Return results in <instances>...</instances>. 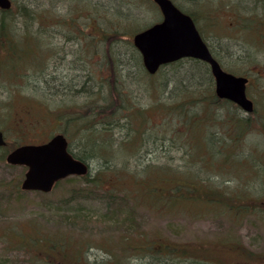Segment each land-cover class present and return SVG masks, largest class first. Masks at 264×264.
Returning <instances> with one entry per match:
<instances>
[{"label":"rangeland","instance_id":"obj_1","mask_svg":"<svg viewBox=\"0 0 264 264\" xmlns=\"http://www.w3.org/2000/svg\"><path fill=\"white\" fill-rule=\"evenodd\" d=\"M102 1L108 3V0ZM135 1H140L134 8L140 25L147 27L161 15L152 1ZM178 1L195 13L206 40L224 66L242 75L248 73L258 77L252 72L256 70L261 74L259 78H253L248 93L255 101L257 112L264 114V44L256 42L264 32V3L239 0L235 7L206 8L200 6L201 0H198L195 5L199 7L196 8L185 0ZM13 2L18 4L22 0ZM210 2L214 4V0ZM69 3L71 0H55L57 11L67 13ZM101 5L105 4L101 2ZM121 7L129 13V6ZM34 27L37 28V24ZM80 27L85 29L84 24ZM54 28L60 29L56 32ZM64 31L67 29L53 22L47 23L44 34L47 50L45 58L40 60L45 73L41 76L79 74L82 82L69 92L44 90L47 95L42 97L26 87L23 88L24 93L40 96L42 100H9L20 87L14 82L7 84L0 80V129L5 132L10 147L29 141L43 142L65 129L70 145L75 150L83 149L84 134L89 130L86 126L83 129V125L78 127L67 122V116L80 119L82 124L84 119H88L89 127L111 122V133L97 131L113 146L119 147L121 141L128 137L129 129L117 123L120 116L116 115V120H113V110L123 104L127 108L144 109L149 116L144 114L141 124L137 123L136 129L139 128L140 132L133 138L138 140L137 148L129 141L134 148L128 145L126 153L124 148H113L112 151L118 152H114L110 161L90 157L87 178L68 176L48 193L23 191L20 183L26 168L0 158V264H110L108 259L115 262V257L119 264H123L124 260L130 261L134 251L131 247L123 251L118 242L127 245L125 240L135 244L140 240V243L150 245L158 241L167 242L218 264H256V260L262 261L264 131L260 127L264 126L253 121L247 135L239 139L241 145L236 151L229 146L233 152H219L223 139L229 143L219 120L222 111L228 112V107L225 104L223 108L218 101H212L205 107L194 101L207 92V83L214 85L208 66L203 67L206 72L204 78L197 80L191 78L184 64L175 66V69L164 68L155 75L140 73L136 65L128 69L129 72L120 69V73L115 74L109 59L103 61L96 54H87V59L81 60L85 39L79 36L80 40H67ZM132 38V35L121 36L123 45H130ZM31 62L33 60L28 63ZM184 78L182 83L178 82ZM202 79L206 80L202 83L206 85H200ZM163 83L166 89L161 85ZM116 85L123 88L125 100H114ZM197 87L201 89H195ZM102 95L109 96V100L102 102ZM174 100H184L183 105H172V108L162 111V107L170 106ZM97 105L102 109L108 105L111 107L102 116L95 112L99 108ZM7 106H10L11 113L14 111L8 118L2 110ZM202 107L210 113L202 124L203 128L198 129V126L204 116L188 115L185 121L180 115V111L193 113ZM230 107V111L239 112L237 106ZM168 109H174L175 114L165 113ZM130 133L132 135L134 131L130 130ZM208 133L214 142L206 138ZM146 174L152 188L166 194L175 191L181 175L190 177L193 174L210 185L208 191L225 190L227 197L234 195L233 199H240L245 212L235 221L227 213V207L210 201L204 193L198 195L202 200L182 202L180 207L176 204L165 206L160 201L149 202L152 198L146 189L143 190V185L149 180L137 181ZM231 189L236 192L228 193ZM105 194L123 198V201H111L109 207L107 200L99 197ZM165 208L170 209L162 211ZM43 235L49 238L48 241L57 238L56 244L61 242V237L73 241H68L64 250L52 247V243L47 241L35 244L36 247L26 243L31 239L37 241ZM219 239L227 240V244L230 239H237L240 244L231 249ZM78 251L83 252L86 259L75 258ZM133 258L131 262H134Z\"/></svg>","mask_w":264,"mask_h":264},{"label":"trees","instance_id":"obj_2","mask_svg":"<svg viewBox=\"0 0 264 264\" xmlns=\"http://www.w3.org/2000/svg\"><path fill=\"white\" fill-rule=\"evenodd\" d=\"M174 1L185 12L189 13L193 17L201 34L202 35L205 34L202 30V26H200L199 19L196 17L195 13L190 11L178 0H174ZM101 2L105 5L104 6L101 5ZM101 2L99 0H71V3H69V7L66 10L67 13H61L57 11L55 0H22V2L18 4L17 3L14 4L13 2V6L10 9L0 8V80H4L7 84H11L12 82H14V84L20 87L18 91L15 90L16 92H14V94L11 95L9 100H29V99L42 100L39 98L40 96L36 97L35 95L24 93L23 88L26 89V87L29 88L30 91L38 92L42 97L47 95L44 93V90L49 92L54 90L58 91L61 89L62 91L69 92L72 90V87L74 85H76L78 82H82L83 79L82 75L79 74L78 75L74 74V76L63 74L62 76L59 75L58 77H54L53 75L50 74H45L44 76H41L42 75L41 73H45V71L42 68V62L40 60L44 59L46 55L47 45L45 44L46 39L44 37V34L46 33V25L48 22L49 23L53 22L55 25L67 29V31H64L67 40L70 39L80 40L81 38L79 36L85 39V41H83V43L85 44L83 46L84 55L83 58H81V60L84 59L85 61L87 59V54L90 56L96 54L99 58H102V60L104 59L103 61H106L108 59L111 60L112 65L110 62L108 63L110 67H112L115 74L120 73V69L129 72L128 69H130L131 67H135V65L139 67L140 73L149 74L145 70L143 63L141 61L142 60L141 54L135 48L133 42H130V45L124 44L125 45L124 48V45L122 43L123 41L121 40V36L123 35L133 36L134 33H136L137 31L144 28V26H146V25H140L141 24L140 19H138V16H136L137 14L135 15L134 12V8L139 5L138 3L140 1L108 0V3H104L101 0ZM147 2H151V0H147ZM121 6H129L130 7V9H128L129 13L127 14ZM195 7L197 8V6ZM200 10L201 8L198 11ZM160 18L161 15H158V17L154 22H156ZM35 24H37V28L34 27ZM81 24L85 25V29L80 27ZM89 28H91L92 30H90ZM59 29L60 28H54L56 32L59 31ZM88 30H90L91 32H87ZM78 31L81 33V35L80 33H78ZM30 60H33V62L28 63L30 62ZM102 60L100 59V61ZM98 63L101 64V62ZM183 64L184 66H187L185 67V69L187 72H190L189 75H192L191 76L192 79L197 80L204 78L205 76L204 74L206 72L205 70H203V67H206L208 65L203 61L193 58H183L176 62L163 65L156 74L163 71L164 68L171 67L175 69V66L176 67L177 65L183 66ZM68 68L72 71L70 67ZM166 75L167 72L165 76ZM32 76H34L35 78L31 79ZM178 77L180 78V76ZM184 80L185 78L180 79V81L178 82L182 83ZM85 81L86 80H84L83 82ZM204 81L206 80L202 79L200 85H206V84H202ZM161 85L164 86V88L166 89L165 83ZM207 85H209L207 87V92L206 93L204 92L205 94L199 96L200 98L194 101H198L204 104V107L210 104L212 101H218L219 103H221V105H223V108L226 104V106L228 107V112L224 110L225 112L223 113L222 111L219 120L222 122V131L225 130V133L223 135L224 137L229 138V143L223 139V143H221L222 145L220 147L221 150L219 152H222L223 150L230 151L229 146L235 149L233 151H236V149L241 145L238 143L239 139L247 135V133L249 132L248 130L250 129L253 121H255V123H260L262 124V126H264V114L258 113L257 109L255 108L254 111L250 113V116H244L243 115L244 112L238 106L237 108L239 109V112L235 113L234 111H230L231 109L230 106L236 107V105L228 100H223L219 98L215 93L214 85L212 83L211 84L207 83ZM184 89H187V87H185ZM195 89H201V87L199 88L197 87ZM165 91L166 90H164V92ZM124 95L125 94L123 88L120 89L119 86L116 85V90L114 91V100L116 99L125 100ZM100 100H102V102H105L106 100H109V96L102 95ZM183 101L184 100L182 101L177 100V102H175L174 100L172 103H169L170 106L162 107V111L169 107L172 108V105L180 107L183 105ZM9 107L7 106L2 109L3 114L6 118H8L9 115H12L14 113V111L12 113L9 111ZM97 107L99 106L97 105ZM110 107H111L110 105H108L107 108L104 109L99 107L98 109L95 110V112L96 114L105 116V113L107 112V110L110 109ZM139 111L140 109L138 108L137 109H135L134 107L127 108L123 104L118 105L115 111L113 110V112H115V117L113 120H116L115 119L116 115L120 116V119L124 118L122 122H120V119H117L116 121L120 126L129 129L128 137H125L121 141V144H119L120 148L125 149L123 150L125 153H126V148L128 145H130V143L134 144L137 148L138 140L133 139L136 133L138 131L140 132V130H138L139 128L136 129L137 123L141 124L142 119L144 118L143 117L144 114H145L144 116L146 115L149 116L146 110L141 109L143 114L140 113L141 111L140 112ZM132 113L134 114L133 116L131 115ZM165 113L175 114V110L168 109ZM209 114L210 113L208 112V109L205 112L203 107L201 110H197L196 112L193 113L180 111V115H182L185 121L188 115L191 116L199 115L200 117L204 116L201 118L202 122L198 126V129L202 127L203 122L206 121V119L209 117ZM252 115L255 116L257 115L258 117L255 116L252 117ZM140 117L141 119L138 120V118ZM84 120L85 121L82 124L81 120L76 119L74 116L66 117L67 122L77 125L78 127H81L83 125V129L84 126H86L89 130L88 133L84 134L86 138L84 139L82 145L83 149L75 150L69 143V151L74 155V157L81 159L87 163H89L90 160L89 158L90 157L93 158L94 156L100 157L101 159H104L106 162L110 161L112 156L116 152H118L116 150L112 151V149L119 147H116L115 145L113 146V144L111 142H108L106 139H104L97 130H100L101 133L102 132L111 133L112 127L109 125L111 122L108 121L106 124H103L102 123L103 117H101L100 123L102 124H100V127H98L99 124H95L94 122L93 124L95 125L89 127L87 125L88 119H84ZM206 125L207 124H205V126ZM260 128L261 131H264L263 127ZM130 130L134 131L132 135L130 133ZM62 131L64 134L67 133L65 129H63ZM187 133L188 132H186V134ZM206 138L208 140L211 139L212 142H214L211 134L208 133ZM26 143H39V142L29 141ZM26 143L25 142L18 143L10 147V144L7 142L5 146L0 148V158L5 159L6 154L11 149H13L18 145L26 144ZM196 145L201 146L198 143H196ZM134 151H136V149ZM150 167H152V165H150ZM171 175L174 176L173 174ZM82 178H87V176L84 175L82 176ZM141 179L144 182L146 181V179L149 180L146 182V184L140 182L141 185L144 184L143 190L145 191L146 189V191L150 195L149 197L152 198L148 200L149 202L154 201V203H158V201H160L165 206H170V205L175 206L176 204V207H180L182 202L183 203L188 202L189 200L196 201L195 199L202 200L201 197H199L198 195L204 193L205 195L209 196L208 199L210 201H216L222 207L223 206L225 208L227 207V213L230 215V217L233 220L235 219V221L236 219H239V217L242 216V213L244 214L245 212L240 206L241 204L240 199H233L234 195L232 197H227L226 194L227 192L225 190H219L218 188H217L218 190L208 191L207 187L208 186L210 187V185L204 184L205 182L203 180H199L195 178V175L193 174H191L190 177L181 175L180 181L177 182L176 188L174 189L175 191L173 192L169 191L170 193L168 194L162 193L157 189L152 188L149 176L147 174L145 177H141L137 181L139 182ZM221 187H224V184ZM232 191L234 190L231 189V191L229 190L228 193H231ZM99 197L105 198L108 202L109 207L111 201H114L115 203L117 201L118 202L123 201V198H117L116 196L110 194L100 195ZM168 209L165 208L164 210L162 209V211ZM48 239L49 238L44 237L43 235L40 236L37 239V241L31 239L26 243L29 244L30 246L36 247L35 244L47 241L49 243H52V247H58L60 250H64L66 247V243L68 241H73L67 237H61L60 240L61 242L56 244L58 241L57 238L52 239V241L51 240L48 241ZM219 241L221 243L227 244V240L219 239ZM125 242H126L125 244H127L128 246L122 245V242L121 243L118 242V244L121 245L120 247H122L123 251H127L126 249L128 247H131V249H133L134 251L132 252L130 261L124 260L123 264H211L208 262L210 260L199 257L196 254H191L187 249H184L177 245L172 246L167 242L158 241L157 244L155 245H150L149 243L143 244L140 243V240L137 241L139 242L137 244L128 242L126 240ZM238 244H240V242L238 243L237 239L236 240L230 239L227 245L231 249H234L238 246ZM74 257L75 258L84 257V259H86L85 254L83 252L81 254V251L76 252L74 254ZM131 258L134 259V262H131ZM108 261L110 262V264L113 263L119 264L118 263L119 260H117L116 257L114 258L115 262L111 261V259H108ZM213 262L215 264H218V262L215 260H213ZM255 263L264 264V260L261 261L259 259L256 260Z\"/></svg>","mask_w":264,"mask_h":264},{"label":"water","instance_id":"obj_3","mask_svg":"<svg viewBox=\"0 0 264 264\" xmlns=\"http://www.w3.org/2000/svg\"><path fill=\"white\" fill-rule=\"evenodd\" d=\"M162 13V20L138 31L133 44L140 52L144 68L155 74L161 66L182 58H195L210 65L219 98L229 99L246 112L254 110V102L247 96L248 78L237 76L222 68L202 38L193 18L172 0H154ZM12 0H0V8L10 9ZM6 144L0 130V147ZM6 161L27 167L21 182L23 190L49 192L57 181L69 175H85L88 163L74 157L68 150V140L57 133L41 144H23L6 155Z\"/></svg>","mask_w":264,"mask_h":264},{"label":"flooded vegetation","instance_id":"obj_4","mask_svg":"<svg viewBox=\"0 0 264 264\" xmlns=\"http://www.w3.org/2000/svg\"><path fill=\"white\" fill-rule=\"evenodd\" d=\"M211 0H201V4L199 3V5L201 6V5H203L204 7H207V8H219V7H235L236 6V4L239 2V0H214V4H212V2H210ZM255 1H257V2H262V3H264V0H255ZM195 2V1H194ZM221 2V3H220ZM196 3H198V0H197V2ZM215 3H220V4H215ZM225 4L224 6H222V4ZM256 42H257V44L258 45H260V44H264V32H262L261 33V37H258L257 39H256ZM263 42V43H262ZM209 44V46L211 47V49H212V45L210 44V43H208ZM212 51L213 52H215V50H213L212 49ZM219 60V59H218ZM220 61V60H219ZM220 63H222V62H220ZM227 68V67H226ZM225 68V69H226ZM227 70V69H226ZM253 73H255V74H257V76L258 77H255V76H251L250 74H248V73H246V74H244V75H247L248 76V78H249V82H248V84L249 83H251L252 82V80H253V78H259V76H261V74H259L258 73V71L256 70V71H252ZM233 73V72H232ZM264 260V259H263Z\"/></svg>","mask_w":264,"mask_h":264},{"label":"bare ground","instance_id":"obj_5","mask_svg":"<svg viewBox=\"0 0 264 264\" xmlns=\"http://www.w3.org/2000/svg\"><path fill=\"white\" fill-rule=\"evenodd\" d=\"M185 1H187V2H189V3H192V5L195 7V6H199L198 4L197 5H195V3L197 2V0H185ZM195 1V2H194ZM259 3H262V2H259ZM205 38H206V36H205ZM208 42V41H207ZM213 49V48H212ZM213 52V51H212ZM213 53H215V52H213Z\"/></svg>","mask_w":264,"mask_h":264}]
</instances>
